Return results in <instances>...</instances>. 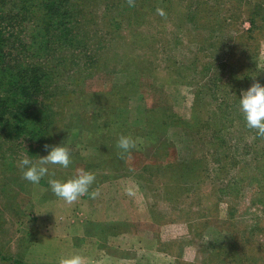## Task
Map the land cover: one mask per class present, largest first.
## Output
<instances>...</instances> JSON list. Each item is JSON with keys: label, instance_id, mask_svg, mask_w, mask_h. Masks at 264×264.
<instances>
[{"label": "rangeland", "instance_id": "obj_1", "mask_svg": "<svg viewBox=\"0 0 264 264\" xmlns=\"http://www.w3.org/2000/svg\"><path fill=\"white\" fill-rule=\"evenodd\" d=\"M173 1L182 11L191 0ZM196 1L205 8L197 29L175 10L159 22L145 19L128 42L106 48L116 57L114 71L102 69L82 83L90 94L126 89L116 118L140 132L147 107L168 105L179 121L158 127L167 112L150 114L156 136L136 135L137 152L127 161L112 153L117 143L106 145L113 158L92 168L107 178L91 189L99 188L98 198L67 204L48 181L68 168L49 165L46 182L33 184L18 166L28 156L21 146L1 147L0 264H58L73 253L89 264H264V138L246 127L239 106L254 80L264 84V0ZM258 8L252 24L249 14ZM97 107L78 101L66 117L80 112V122L90 125ZM194 112L198 131L185 125ZM72 130L59 145L71 157L80 150L86 161H101L99 152L71 143Z\"/></svg>", "mask_w": 264, "mask_h": 264}, {"label": "trees", "instance_id": "obj_2", "mask_svg": "<svg viewBox=\"0 0 264 264\" xmlns=\"http://www.w3.org/2000/svg\"><path fill=\"white\" fill-rule=\"evenodd\" d=\"M159 1L166 18H171L175 10L182 13V18L191 23L193 29H197L198 13L205 12V8L197 7L196 0L189 1L182 11L175 9L173 0H136L135 7H129L126 0H0V137L3 140L0 149L21 146L29 157H37L50 151L51 146L59 145L62 138H69L74 128L75 138L71 143L94 149L95 153L99 152L98 160L101 161H94V164L86 161L87 157L81 155L79 148V152H72L69 173L62 171L56 176V179L66 180L76 174L75 166L82 165L84 170L93 172L106 160H111L114 155L103 150L106 145L117 143L122 134L133 139L138 134L149 138L156 136L157 127L149 123L150 114L167 112L166 118L159 120L158 127L179 123L168 105L159 104L146 108V125L140 132L136 125L116 118L117 109L127 102L126 89L111 88L90 94L82 88V83L97 71H114L111 62L116 57L107 53L111 42L116 39L128 42V37L138 33L145 19L159 22L165 18L155 11ZM259 13L258 8L249 14L252 24ZM249 33L248 38L252 37L253 30ZM123 51L125 53L126 48ZM123 59H117L120 65ZM132 62L125 61V64L128 66ZM235 75L230 72L229 76ZM246 75L244 73L243 77ZM129 82L134 88L136 83ZM154 86L149 84L150 89ZM217 87H210L209 94ZM78 101L98 105L88 122L90 125L80 122V112L66 117L68 107ZM196 118L194 112L185 125L191 128L193 124L196 130ZM82 133L85 136H81ZM45 144L49 149L44 148ZM119 151L117 148L112 153L116 154L117 161H122ZM133 152L137 151L132 150L131 155ZM93 173L96 181L92 188L107 179H103L106 175ZM40 182L46 180L42 178Z\"/></svg>", "mask_w": 264, "mask_h": 264}, {"label": "clouds", "instance_id": "obj_3", "mask_svg": "<svg viewBox=\"0 0 264 264\" xmlns=\"http://www.w3.org/2000/svg\"><path fill=\"white\" fill-rule=\"evenodd\" d=\"M126 2L129 7L136 6V0H126ZM156 12L159 16L166 17L163 8L158 7ZM239 106L244 115L246 127L256 130V135L264 138V84L254 80L247 90L242 91ZM49 147L47 144L44 145L45 149ZM117 148L120 150L118 156L127 161L131 159L132 150L137 149V142L130 135L122 134L118 138ZM38 157V160L33 161L25 156L18 165L22 171V178L33 184L39 183L43 177L49 175V165L68 168L73 163L70 149L63 144L51 146L47 155ZM95 181V173L79 169L74 176L66 180L49 179L48 183L55 196L71 205L86 195L91 199L98 198L101 195L99 188L90 191ZM127 194L133 195L130 190ZM58 264H89V262L83 255L73 253L61 257Z\"/></svg>", "mask_w": 264, "mask_h": 264}, {"label": "crops", "instance_id": "obj_4", "mask_svg": "<svg viewBox=\"0 0 264 264\" xmlns=\"http://www.w3.org/2000/svg\"><path fill=\"white\" fill-rule=\"evenodd\" d=\"M89 230H90V229H89ZM89 230H88V228H86V229L84 230V234H83V235L88 234V233H89ZM76 235H78V233H77Z\"/></svg>", "mask_w": 264, "mask_h": 264}]
</instances>
